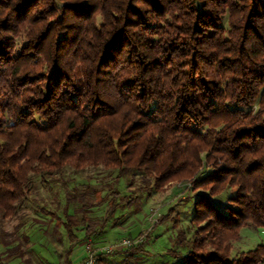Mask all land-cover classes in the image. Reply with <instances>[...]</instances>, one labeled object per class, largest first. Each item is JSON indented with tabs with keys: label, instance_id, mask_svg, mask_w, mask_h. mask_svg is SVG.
<instances>
[{
	"label": "trees",
	"instance_id": "trees-1",
	"mask_svg": "<svg viewBox=\"0 0 264 264\" xmlns=\"http://www.w3.org/2000/svg\"><path fill=\"white\" fill-rule=\"evenodd\" d=\"M31 2L32 0H0V10L9 9L7 14L0 15V27H12L10 22L13 19V13L17 14V19L23 17L28 12ZM216 2L229 4V0H216ZM145 3L149 5L148 9L141 10L133 5L132 0H128L123 17L116 18V26L103 39L105 50L119 51L123 45L135 47L139 44V38L134 39L135 34L128 31V26L135 22L128 18L127 13L133 12L147 29L163 34V44L167 46V49L176 51L191 48L193 59L202 56L209 66L216 64L218 68H223L227 63L233 62L228 57L221 58L218 52L201 50V45L205 41L210 46L212 44L222 46L229 42L227 37L219 35L225 29L223 18L217 10L207 9L204 12H199L192 17L190 22L179 23L181 18L177 14L173 20H164L161 23L152 22V20L153 15L159 18L166 12L167 9L162 0H145ZM229 6L231 7V5ZM66 7L74 8L78 16L88 17L95 5L92 0H75L74 3L66 5ZM247 8L249 15L258 14L257 0H251ZM202 23L211 25L214 31H203ZM186 31H190L195 39L186 38L183 35ZM101 35L105 34L101 33ZM53 38L54 44L52 43ZM150 43L156 45L161 44V41H151ZM29 44L52 58L61 53L67 55L68 52L76 55V51H72V49L75 48L77 51L80 49L78 36L69 38L66 32L53 36L47 28L41 30L34 40L26 42L25 47ZM7 46L4 42H0V52ZM22 52L23 49L17 55L20 56ZM103 59L104 57L101 56L100 60ZM5 63L11 64L12 67H0V80L9 89L23 86L25 82L38 83L45 75L39 70L21 72L17 61L6 60ZM168 63L177 65L178 62L169 56ZM179 66L182 67V63ZM52 67L54 71L49 75L53 79L58 80L61 75H64L63 70L55 62ZM260 67L264 69V65ZM179 79V76H175L173 83H177ZM205 83L217 88L221 86L220 82L216 80H206ZM40 92L42 95L39 97H29L25 100L24 106L21 108L22 112L27 110L28 105L43 106L44 102L52 95L51 82L48 88H40ZM261 95L264 96V93ZM236 100L238 104L244 103L247 100L246 93H242ZM104 103H108L112 114L115 115L118 111L116 106L108 101H104ZM230 107L225 104L223 108L215 109L206 118L208 124L212 125L216 121L238 120L239 115L229 111ZM181 111H183V107H181ZM62 123H65L62 118L51 116L43 123L32 121L29 131L9 133L7 142L0 145V221L4 222L19 217L22 205L31 199L34 193V176H40L43 183L49 184L51 180L53 182L56 180V175L61 174L68 167L75 171H82L88 167H103L107 170L118 171L115 183L125 176H131V180L134 181L137 175L143 183L138 189L137 195L133 197H122L119 190L113 186L110 187L107 217L101 222L103 225L99 230H97L99 222L91 223L89 217L94 204L87 203L85 197L87 192L83 193L79 203H82V212L85 213L81 224L85 226L87 239L95 238L104 228L108 227V223L115 220L119 210L130 208L136 201L139 202L141 194H148L151 191L161 192L167 184L173 181H190L193 190L201 192L187 201L190 202L188 213L191 227L187 229V232L179 233L178 238L182 236L179 245L185 252L180 253L181 262L177 261L176 264H258V262L264 264V253H260V250L264 249V244H260L250 251L242 252L239 255L240 259L233 256L234 243L242 239L244 228L264 230V179L258 181L247 179L241 175L231 155H221L218 151V145L225 138L244 136L253 129L264 127V119L257 120L255 123L247 121L242 126L232 128L230 131H225L224 128L217 131L216 128L209 126L206 132L198 133L192 140L187 137L162 135L155 140L147 141L142 140L144 126L141 121L119 122L115 125L119 129L117 136L113 125L105 126L98 123L93 127L92 122L88 120L78 123L75 118L68 117L64 128L52 135ZM89 128L92 131L84 140L85 131ZM74 139L75 144L73 143ZM256 166V162H252L249 168ZM229 187L234 189V194L227 199V204L224 205L219 197ZM250 189H255V191L250 193ZM100 192L102 193V191ZM77 196L76 192L75 197L70 198V201L77 199ZM49 214L51 220H60L58 215ZM174 214L175 209H170L168 214L162 217L160 222H157L156 226L172 219ZM209 216L212 219H208ZM60 225L64 226L71 243L65 254L64 264H73L74 244L78 242L75 227L79 224L76 219L67 214L66 222L60 221ZM187 233H192L191 239L186 237ZM8 238L10 239L0 238V247L4 246L7 249V255L12 253L10 255L12 257L17 251L22 250L21 243L11 247L19 241V237L10 233ZM119 241L121 238L114 243ZM96 247H102V245ZM142 248L143 243L126 251H129L133 256L138 251H142ZM126 251L100 254L97 263H100V260L105 256H111L114 253L121 254ZM0 264H5L1 261V257ZM26 264H32V262L28 260Z\"/></svg>",
	"mask_w": 264,
	"mask_h": 264
},
{
	"label": "clouds",
	"instance_id": "clouds-1",
	"mask_svg": "<svg viewBox=\"0 0 264 264\" xmlns=\"http://www.w3.org/2000/svg\"><path fill=\"white\" fill-rule=\"evenodd\" d=\"M74 2L32 0L23 17L17 19V14L13 13L12 27H0V42L8 45L0 52V67L11 68L12 65L5 61L13 60L18 62L21 72L39 70L45 74L38 83L25 82L12 89L0 80V145L7 142L9 133L27 132L32 121L43 123L50 116L62 118L65 123L68 117H73L78 123L88 120L93 127L98 123L113 125L117 136L119 129L115 125L119 122L141 121L143 141L162 135L192 140L198 133L206 132L209 126L217 131L221 128L230 131L247 121L255 123L264 119V96L261 95L264 93V69L260 67L264 65V0H257L256 15H249L247 5L251 0H229V4L216 0H162L167 10L162 17L153 15L152 22L173 20L178 14L181 18L178 22L185 23L207 9L219 12L225 29L219 35L227 37L229 42L210 46L205 41L201 50L218 52L221 58L233 61L223 68L216 64L209 66L202 56L193 59L191 48L167 49L163 34L147 29L133 12L127 13L135 22L128 26V31L135 34L134 39L139 38V44L135 47L123 45L121 50L109 52L103 48V39L116 26V18L123 17L128 0H92L95 7L88 17L78 16L74 8L66 7ZM132 3L141 10L149 7L145 0H132ZM7 11V8L0 10V15ZM45 28L53 36L61 32H66L69 38L78 36L80 49H72L76 55L68 52L52 58L31 44L25 47L26 42L34 40ZM201 28L205 32L214 31L207 23H202ZM183 35L195 39L190 31ZM151 41H161V44L153 45ZM52 43H55L54 38ZM21 49L23 52L18 56ZM169 56L178 62L177 65L168 63ZM54 62L64 72L58 80L49 75L54 71ZM175 76L180 79L174 84ZM206 80L219 81L221 86L206 84ZM50 82L52 95L43 106L28 105L22 112L25 100L42 95L40 88H48ZM242 93H246L247 100L238 104L236 98ZM104 101L116 106L115 115ZM225 104L231 106L229 111L237 113L239 119L209 125L206 118ZM65 123L52 135L62 130ZM91 131V128L85 131L84 140ZM218 151L221 155H231L241 175L247 179H264V127L244 136L225 138L218 145ZM252 162L257 166L250 169ZM254 191L250 189V193ZM247 247L251 245H237V248ZM260 253H264V249ZM234 255L240 259L237 253ZM100 264H106L105 260L101 259Z\"/></svg>",
	"mask_w": 264,
	"mask_h": 264
},
{
	"label": "rangeland",
	"instance_id": "rangeland-1",
	"mask_svg": "<svg viewBox=\"0 0 264 264\" xmlns=\"http://www.w3.org/2000/svg\"><path fill=\"white\" fill-rule=\"evenodd\" d=\"M117 175L118 171L103 167H88L82 171L68 167L61 174L56 175V180L54 182L51 180L49 184L43 183L40 176H34V193L31 199L22 205L19 217L0 221V238L10 239L8 234H15L19 237V241L11 247L21 243L22 250L10 257L12 253L10 252L8 256L7 249L1 246L3 249L0 251L1 261L5 264H26L28 260L32 264H64L65 254L71 243L60 221L66 222L69 214L79 224L75 227L78 242L74 244V251L87 247L89 242L92 247H96L115 245L123 239H130L133 245L122 250L126 251L143 243L142 251H138L133 256L129 251L111 254L104 259L106 264H176L181 259L180 253L185 252L179 245L182 239V236L178 238L179 233L187 232L191 227L188 213L190 202L187 201L201 191H194L190 181L177 180L167 184L161 192L151 191L148 194H141L139 202L136 201L130 208L119 210L115 220L108 223V227L95 238L87 239L85 226L81 224L85 213L82 212V203H79L83 193L87 192L86 202L94 204L89 217L91 223L99 222L97 228L99 230L103 225L101 222L107 217L110 187L119 190L122 197H133L137 195L138 189L143 184L138 175L134 181L131 180V176H125L115 183ZM76 192L78 198L70 201V198L75 197ZM233 194L234 189L229 187L219 198L226 205L227 199ZM170 209H175L172 219L156 226ZM49 213L58 215L60 220H51ZM186 237L191 239L192 233H187ZM120 238L121 241L114 243ZM242 243L251 247L237 248V245ZM260 244H264V230L246 227L242 230V239L234 243L233 256H236L234 253L239 256L242 252L250 251ZM85 256V248L77 254L75 252L72 256L73 264H80Z\"/></svg>",
	"mask_w": 264,
	"mask_h": 264
},
{
	"label": "built area",
	"instance_id": "built-area-1",
	"mask_svg": "<svg viewBox=\"0 0 264 264\" xmlns=\"http://www.w3.org/2000/svg\"><path fill=\"white\" fill-rule=\"evenodd\" d=\"M133 243L130 239H123L119 244L102 246V247H92V244L89 242L87 244V255L83 259L81 264H96L98 260V255L100 254H110L117 250H122L123 248H128L132 246Z\"/></svg>",
	"mask_w": 264,
	"mask_h": 264
},
{
	"label": "crops",
	"instance_id": "crops-1",
	"mask_svg": "<svg viewBox=\"0 0 264 264\" xmlns=\"http://www.w3.org/2000/svg\"><path fill=\"white\" fill-rule=\"evenodd\" d=\"M83 245H85V244H83ZM83 248H85V250H86V255H87V248L84 246V247H82L81 249H83ZM81 249L79 250V251H74V253L76 252V254L77 253H79L80 251H81ZM86 257V256H85ZM107 256H105L104 258H102V259H105ZM82 262H80V264H81ZM96 264H100V263H97L96 262Z\"/></svg>",
	"mask_w": 264,
	"mask_h": 264
}]
</instances>
